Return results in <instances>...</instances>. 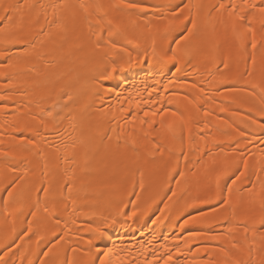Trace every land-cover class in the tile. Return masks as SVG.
<instances>
[{
  "label": "bare ground",
  "instance_id": "bare-ground-1",
  "mask_svg": "<svg viewBox=\"0 0 264 264\" xmlns=\"http://www.w3.org/2000/svg\"><path fill=\"white\" fill-rule=\"evenodd\" d=\"M124 3L0 0V264H264V0Z\"/></svg>",
  "mask_w": 264,
  "mask_h": 264
},
{
  "label": "snow or ice",
  "instance_id": "snow-or-ice-1",
  "mask_svg": "<svg viewBox=\"0 0 264 264\" xmlns=\"http://www.w3.org/2000/svg\"><path fill=\"white\" fill-rule=\"evenodd\" d=\"M118 2L123 6V7H127V8H138V7H140L139 5H136V4H127V3H124V0H118ZM245 4H247V0H245ZM81 7H84L83 5H81ZM221 7H223V5H221ZM251 7H255V5L253 4V5H251ZM233 9H234V6H233ZM86 10V9H85ZM259 11L261 12V13H264V7H261L260 9H259ZM171 24V21L169 22V25ZM193 27H195V25L193 24ZM189 31V33H191V29H189L188 30ZM249 31H250V29H249ZM243 35V34H242ZM113 47H115V45H113ZM253 47H255V43H253ZM113 70H115V69H113ZM49 115H51V113H49ZM145 115H147V113L145 114ZM153 115H155V113H153ZM173 115H175L174 113H173ZM169 127H171V125H169ZM9 195H11V193H9ZM96 231H98V229L96 230ZM104 255H107V253H104ZM101 264H104V261L103 260H101Z\"/></svg>",
  "mask_w": 264,
  "mask_h": 264
}]
</instances>
